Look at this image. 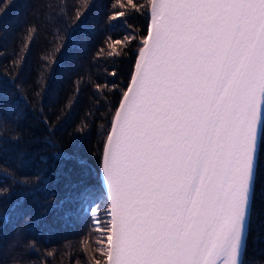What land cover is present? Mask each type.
Masks as SVG:
<instances>
[{
  "label": "snow or ice",
  "instance_id": "6c2138e0",
  "mask_svg": "<svg viewBox=\"0 0 264 264\" xmlns=\"http://www.w3.org/2000/svg\"><path fill=\"white\" fill-rule=\"evenodd\" d=\"M12 6L0 8V39ZM46 7V19L57 27L55 47L43 57L48 75L41 92L54 81L61 53L78 42L93 0H49ZM108 13L109 21L119 19L128 30L125 40L111 45L112 60L126 56L141 36L127 23L130 17H146L147 27L100 154L99 183L110 219L106 246L101 239L96 249L102 260L94 264H246L264 139V0H113ZM37 30L26 26L20 53H12L17 59L5 66L14 78ZM107 75L114 80L118 72ZM83 81H74L55 120L42 123L56 128L71 116ZM118 87L106 83L103 91ZM93 90L100 94L101 85ZM4 105L0 91V113ZM87 127L81 119L69 135ZM10 175L17 207L41 190ZM81 195L87 198V189ZM91 211L95 216L97 207ZM261 239L258 234L252 241Z\"/></svg>",
  "mask_w": 264,
  "mask_h": 264
},
{
  "label": "trees",
  "instance_id": "16d2710c",
  "mask_svg": "<svg viewBox=\"0 0 264 264\" xmlns=\"http://www.w3.org/2000/svg\"><path fill=\"white\" fill-rule=\"evenodd\" d=\"M48 2L0 0V8L14 5L4 17L7 27L0 39V74H3L0 91L5 100L0 113L3 144L0 189H9L8 193L0 192V264H94V260H102L96 249L101 239L106 246L108 203L99 183L100 154L121 92L127 87L137 49L146 34L147 18L130 17L127 23L140 29L141 36L126 56L116 60L107 58L113 42L125 40L128 30L119 19L108 20L113 0H93L86 25L76 33L78 42L61 53L54 81L46 92H41V81L48 75L43 57L55 47L53 37L57 27L45 17ZM29 24H35L38 30L19 78H14L11 72H5V66L17 59L12 53H20L19 37L26 35L24 30ZM116 48L120 50L122 44ZM113 69L118 72L114 80L107 75ZM78 77L84 81L71 116L56 128L46 126L42 120L45 117L55 120ZM106 83L119 87L115 91H103ZM95 84L101 85L100 94L93 90ZM37 92L41 95L37 96ZM14 101L17 103L13 110ZM81 119L88 125L87 129L70 136ZM17 134L19 139L13 140ZM53 143L56 147L50 146ZM56 152L64 155L56 158L53 155ZM10 173L19 181L39 184L41 190L23 199L17 207L16 196L11 195L17 184ZM86 189L87 198L81 195ZM92 207H97L95 216ZM12 208L15 211H9ZM96 217L99 224L94 222ZM258 234L264 236V139L256 169L246 264L248 261L264 264V239L252 241Z\"/></svg>",
  "mask_w": 264,
  "mask_h": 264
},
{
  "label": "water",
  "instance_id": "95a60500",
  "mask_svg": "<svg viewBox=\"0 0 264 264\" xmlns=\"http://www.w3.org/2000/svg\"><path fill=\"white\" fill-rule=\"evenodd\" d=\"M142 46V45H141ZM136 56H137V54H136ZM136 59V58H135ZM126 90V89H125ZM114 115V114H113ZM113 118V117H112ZM112 120V119H111ZM111 126V125H110ZM110 130V129H109ZM107 137V136H106ZM106 140V139H105ZM105 142V141H104ZM104 145V144H103ZM102 150H103V148H102ZM100 170H101V168L99 167V172H100ZM99 180H100V177H99ZM101 184V183H100ZM101 188H102V191H103V187H102V184H101ZM103 194H104V192H103ZM104 196H105V198H106V195L104 194ZM106 200H107V198H106ZM108 219H110V217H108Z\"/></svg>",
  "mask_w": 264,
  "mask_h": 264
}]
</instances>
